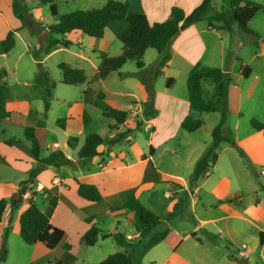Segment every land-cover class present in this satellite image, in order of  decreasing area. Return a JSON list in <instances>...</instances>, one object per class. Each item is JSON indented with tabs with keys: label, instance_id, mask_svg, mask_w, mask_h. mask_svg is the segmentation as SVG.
Here are the masks:
<instances>
[{
	"label": "crops",
	"instance_id": "0c3cea01",
	"mask_svg": "<svg viewBox=\"0 0 264 264\" xmlns=\"http://www.w3.org/2000/svg\"><path fill=\"white\" fill-rule=\"evenodd\" d=\"M121 1L126 4L129 12L144 14L150 23L167 19L172 7H178L187 14L202 2V0ZM249 1L264 6V0ZM226 2L227 0H208L206 16L207 18L214 16L215 19H210V22L200 20L182 25L168 41L169 58L157 76L164 79V87L159 89L152 86L153 96L151 100H148L147 105H144L147 93L138 79L134 78L133 81L124 82L121 85L123 88L121 91L112 89L110 84L104 82L111 73L119 76L121 66L104 78L97 79L99 85L95 84L91 88L89 86L91 82L98 83L93 80L95 73L93 72L88 80L84 74L85 81L78 83L84 84L80 95L71 100L64 97L50 100L49 107L43 115L41 91L34 84L33 78L30 81L32 74L33 77L35 76L30 64L37 63L41 66L49 54L59 49H63L79 62L91 64L93 67L94 64L91 58L84 53L68 48L70 44L78 46L83 39L82 35L64 34L61 37L71 41L67 47L57 46L38 59L29 55L28 48L38 47V39L43 38L44 27L47 25L41 26L40 30L35 26L32 28V20L26 14L25 18L30 21V25L25 26L29 28L34 41L30 43L27 35L22 39L19 30L24 28V25L13 14L12 0H0V40L11 30L13 37H18L24 44V47L16 50L13 56H9L11 49L6 53H0V98L4 109L9 112L11 118L31 117L32 126L41 129L43 149L39 153L40 156L59 149L71 161L69 165L45 166L35 174L32 181H27L21 186V182L27 179L28 173L35 167L36 160L23 149L7 144L6 140L9 137H5V129L0 128V198H6V195L13 191H15L13 196L20 193L14 200H19L18 207L11 204L12 199L9 204L6 202L0 219V235L7 223H11L13 232H18V215L31 200L42 212L49 213L50 223L64 232L63 242L70 245L68 250L62 249V244L49 250L38 242L28 244L31 248H21L28 251L27 256H5L0 264H52L50 262L54 259L37 262L49 253L54 256L53 258L58 259L60 264H75L78 259L84 261L86 257L76 256V253L83 245L80 242V236L91 225L107 233H119L129 243L140 239L144 243L149 231L141 236L132 225L133 208L136 203L158 217V222L152 228L160 227V232L162 230L164 236L152 246V249L155 254L163 256L160 257V264H182L170 262L172 256H177L178 261L186 263V258L182 256V244L187 240H192L193 248L190 249L189 255L194 256L197 252L194 248L199 243L197 241H200L197 237V232L200 230L202 232L200 237H205L210 243H217L222 239L229 242L231 240L229 237L234 238L237 232L238 234L244 233L246 238L257 235L259 244L264 242V213L261 203L263 192L256 190L257 183L251 178L252 167L256 178L260 177L258 169L264 167V128L255 130L249 127L239 131L240 119L244 116L250 119L252 116L257 117L264 125V7L256 11L247 22L248 29L254 32L256 37L239 29L234 30V21L229 15ZM219 11H222V14L217 15ZM124 26L125 23L121 19L108 22L101 37L89 36L86 40L87 46L92 51L101 50L110 56L119 54L121 46L117 51L112 38H116V34ZM111 47V53H109ZM244 47L249 48L246 50ZM147 49L149 48L143 52V59ZM23 53H27L30 64L26 59L19 62ZM156 58V51L153 56L149 52L147 60L142 61L145 66H148ZM242 66L249 68L246 77L242 76ZM19 67L27 69L29 73L27 76L24 73L22 79L16 78V69ZM78 68L81 69V67ZM206 68H218L225 76V79L220 81L224 89L221 104L225 107L227 126H231L237 148L222 143L210 170L192 185L189 183V176L196 159L204 149L197 144L201 138L195 140L184 134L193 133L197 129L187 132L179 127V123L186 115L194 116L200 113V116L203 115L210 120L204 122L199 117L194 118L201 120V128H199L203 129L204 134H209L219 119V112L189 110L187 95L180 90L177 93L173 92L172 88L175 83H180L182 88L188 72ZM133 72V70L129 72L122 70L124 75ZM6 75L12 78L13 83L7 81ZM166 78L172 79L168 85H165ZM123 79L127 78L124 76ZM216 83L217 81L212 80H203L201 83L204 92L211 90V102L214 104H217L216 97H218L214 92ZM205 84L210 88H205ZM86 88L89 90L83 94ZM98 92H102L103 96L98 102L99 105H95V95ZM107 95H115L117 98L108 99ZM130 104H137L139 107L138 113L132 118L127 110ZM101 106L124 110L127 113L124 121L117 124L112 119L103 117ZM54 108L61 113L55 118H50L49 111ZM228 117H233L232 122ZM11 118L8 120V117H5L3 121L0 120V125L19 128L22 138L26 139L24 135L28 132H25L23 126L17 125ZM5 120L8 121L5 122ZM50 121H52V127L47 125V122L51 123ZM146 124L149 125L147 129L144 128ZM171 124L174 126L172 134L176 137L179 135L183 142L176 140L170 142L171 134L161 137L154 143V136ZM109 125L111 129L108 128ZM121 125L131 130L142 127L143 131L148 133L145 144L141 145L140 150L131 152L127 149H119L120 142L130 144L131 139L128 136L111 145L106 143L98 145L96 155L84 163L78 159L77 151L83 141V139L79 140L80 136L85 137L89 133H96L102 137L111 138L123 131L119 129ZM105 127L107 134L101 135ZM46 132L51 135L48 136ZM69 137L75 138L71 145L67 144ZM11 138L18 139V137ZM25 142L29 144L28 141ZM22 144L28 146V144ZM43 150L45 153L41 154ZM162 152L168 155L167 158H157V155ZM187 156L192 162L187 160ZM182 163L183 169L181 168ZM189 163H192V168L188 170ZM211 175L215 179L203 187L204 181ZM202 178L205 179L202 180V184L197 183ZM216 178L221 179L222 182L217 181ZM223 179L227 181L223 182ZM77 182L95 185L100 194L99 200L91 202L77 195ZM263 184V179L259 180L258 186ZM191 185L192 188H190ZM23 188L29 191L27 198L22 197ZM247 191L254 194V203L244 204L239 200L241 194ZM203 192L210 193L215 201L203 199L205 202L201 195L198 196V202L201 200L205 202L202 208H210L213 204L223 206L211 217H198L193 212L194 195ZM188 210L192 213V219L196 218L195 225L189 228L185 221ZM259 232H261L260 237ZM246 251L248 256L247 246ZM225 256H228L227 253ZM227 259L232 264H239V259L236 261Z\"/></svg>",
	"mask_w": 264,
	"mask_h": 264
},
{
	"label": "trees",
	"instance_id": "16d2710c",
	"mask_svg": "<svg viewBox=\"0 0 264 264\" xmlns=\"http://www.w3.org/2000/svg\"><path fill=\"white\" fill-rule=\"evenodd\" d=\"M54 1L55 0H37V3L39 4H46L50 14L52 16H57V20L44 27L45 36L38 39V47L32 50V56L35 59H38V57L48 54L57 46L67 47L71 43L69 39L58 38L57 35H87L99 38L102 36L103 29L108 22L115 19H121L124 21L125 26L116 34V38L121 44L120 53L110 56L104 51L94 49L93 51L96 53L98 59L95 74L98 79H102L111 71L118 70L126 61H133L136 69L132 74L140 81L147 93V99L144 102V105H147L148 100H151L153 96V81L161 73V69L166 65V61L169 58L167 43L177 32L179 27L200 20H207V22H210V19H215L214 16L209 18L206 16L208 0H202L197 7L187 14L178 7H172L167 19L152 23L148 22L145 15L142 13L129 12L126 4L119 0H106V2L98 8L74 10L59 15H57L53 3ZM226 6L230 17L236 23L238 29L244 33L257 37L254 32L248 29L247 22L256 11L262 9L264 6L249 0H227ZM12 11L14 16L22 21V25H30V21L25 18L28 9L24 0H12ZM216 14L220 15L222 14V11H219ZM13 44V31L9 30L5 37L0 40V53L8 52ZM146 48H153L157 53L156 60L148 66H145L142 61L143 52ZM57 67L60 70L61 81L64 84H78L85 81V75L82 69L72 67L69 64L62 62L57 64ZM248 71L249 68L247 66H242L243 77L247 76ZM224 79V74L218 68L193 70L188 72L185 79L189 110L194 112L218 111L220 114L217 124L211 129L210 142L193 165L189 176L190 184H193L198 178L202 177L210 170L216 160L218 149L222 143L237 148L236 143L231 136V130L224 125L226 110L224 105L221 104V100L224 98V89L220 82ZM203 80L217 81L214 87V92L218 96L217 104L206 100L201 84ZM171 81V78H166L165 85H168ZM33 82L41 90V101L44 115L49 107L54 82L50 80L47 72L44 71H39L34 76ZM88 90L89 88L84 89L83 94ZM102 96V92L96 93L94 101L95 105H99L98 102ZM126 114L127 113L124 110L115 107L101 106V115L105 118L112 119L114 123L117 124L124 121ZM5 117H8V120L11 118L9 112L4 109L3 101L0 98V120L3 121ZM11 119L14 120L17 125L23 126L25 132H28V134H25L24 136L29 141V145L23 146L20 140L13 138L6 140V143L23 149L36 160L35 167L28 173L27 179L21 182V186L27 181H32L35 174L45 166L58 167L70 164L71 161L66 158L59 149L52 150L44 156L39 155L40 151L43 149L42 131L40 128L37 129L32 126L31 117L25 119H16L12 117ZM8 120H5V122ZM249 122L250 126L255 130H262L264 128V125L254 118H251ZM200 126L201 120L199 118H193L190 115L184 116L179 123V127L187 132L194 131ZM108 128L111 129V125H109ZM130 131L131 129L126 128L123 131L116 133L111 138L102 137L96 133L87 134L83 138L82 144L77 151L78 159L83 163L86 162L89 158L96 155V147L98 145L102 143L111 145L117 141L124 140L129 136ZM74 140L75 138L69 137L67 144L71 145V142ZM260 189L264 190V184L260 185ZM76 193L80 197L91 202L98 201L100 198L96 186L89 183L77 182ZM18 201L19 200L11 201V204L16 205ZM5 205L6 201L0 198V219ZM157 222L158 217L155 214L145 209L140 204H135L133 208L132 225L139 235L143 236L146 234L156 225ZM18 226V235L26 244L38 242L49 250L62 244V249H70V245L63 242L64 232L50 223L49 213L42 212L31 200L28 201L26 208L19 213ZM260 235L261 232H259V237ZM163 236V232L158 233L151 238L148 245L150 246L151 244L153 245L157 243L163 238ZM107 237H111L113 241L120 246L128 247V245H130L121 234L107 233L93 225H91L80 236V242L83 245L90 246L93 245L98 238ZM53 257L54 256L49 253L43 258L37 260V262L54 259L50 263L60 264V261ZM4 258L5 250L0 249V261H3ZM131 263L132 258L130 254L128 251L124 250L110 253L95 264Z\"/></svg>",
	"mask_w": 264,
	"mask_h": 264
},
{
	"label": "rangeland",
	"instance_id": "374dc122",
	"mask_svg": "<svg viewBox=\"0 0 264 264\" xmlns=\"http://www.w3.org/2000/svg\"><path fill=\"white\" fill-rule=\"evenodd\" d=\"M119 1H121V0H119ZM105 2H106V0H55L53 3L55 5L57 15H59V14L68 13V12H71L74 10H87V9H91V8H98V7L102 6ZM25 4H26V7L28 9L27 14L29 15V17L32 20V24H33L32 28L35 26L36 28H38V30H40L41 26L52 24L57 20V16H52L50 14V12L48 10V6L46 4H39L36 2V0H25ZM233 26L235 27L234 30L238 29L235 22H233ZM23 27L24 28L19 30L20 36L23 39L27 35V37L29 38V42L30 43L33 42L34 38L32 35H30L31 33L29 31V28L26 27L25 25ZM41 32L42 31H40V33ZM35 36H37V34H35ZM44 36H45V34L43 35V37ZM107 36H109V33H107ZM243 36H245V35L243 34ZM57 37L62 38L60 35H57ZM82 37H83V39L78 46L70 44L68 46V48L70 50L80 51V52L84 53L86 56L91 58L92 63L94 64V67H96L97 63H98L97 55L86 44V40L89 38V36L82 35ZM263 41H264V39H263ZM112 42L115 45L116 50L118 51L119 46H121L120 42L117 40V38H112ZM23 47H24V44L20 41V39L18 37L14 38V46L11 48V53L9 56H13V54L16 50L22 49ZM248 48L249 47H244V49H246V50H248ZM111 49H112V47L110 48L109 53H111ZM32 50H33V48L29 47L27 53L29 55H32ZM149 52L153 56L155 50L153 48L147 49V51L145 53V58L144 59L142 58V60H144V61L147 60V55ZM27 53L22 54V57L19 59V62L26 59L28 61V64H30ZM61 62L67 63L72 67H76V68L81 67L84 74L86 75L87 80L89 79V77L92 75L93 72L95 73V70H94L95 68L91 64L77 61V59H75L73 56L68 54L66 51H63V49L56 50V51L52 52L51 54H49L44 59L41 66H38L37 63L30 64V67L34 71L35 75L39 71L47 72L50 80H52L54 82V86H53L52 91H51V99L50 100L59 99L61 97H64L66 99L71 100V99H73V97H78L82 91L81 88L84 87V84L83 85L82 84H64L61 81V73L57 67V64H59ZM135 69L136 68H135L133 61H126L122 65V68L120 69V75L119 76L116 75V73H111L108 75L107 79L104 82L106 84H110L112 89H119L121 91L123 89L121 85L124 82H126L128 80L133 81L135 78V76L132 73L131 74L126 73L124 75L122 73V70H126L129 72L131 70L135 71ZM24 73L26 76L29 74L27 69H22L21 67L17 68L16 69V78L22 79V77H24L23 76ZM124 76L127 79H123ZM6 78H7V81H9L10 83H13L12 78H10L8 75H6ZM32 78H34L33 74L30 78L31 79L30 81H32ZM93 78H95L93 80L98 82V83L91 82L89 84L90 88L95 84L99 85V81H97L98 78L96 77V74ZM163 83H164V79H161L160 77H156L153 81V86L155 88L161 89V87L162 88L164 87ZM1 84L4 85V83H1ZM184 85H185V82H184ZM184 85L182 84V88H181L180 83H178V84L175 83L174 87L172 88L173 89L172 91L177 93L180 90V91L184 92V94H186V89H185ZM204 86H205V88H210L207 86V84H205ZM99 90L102 91L100 88H99ZM210 91L211 90H207L204 92V95H205V98L207 101H211ZM107 98L112 99V98H117V97L115 95H107ZM119 99H120V97H119ZM216 99H217V97H216ZM59 113H61V112L57 111L56 108H54V109H51L49 111V116H50V118H55L59 115ZM190 116L193 118L199 117L200 119H203L204 122L205 121L208 122L210 120V118H206L203 115L200 116V113L194 114V116H192V115H190ZM207 116H211V115H207ZM212 116H214V115H212ZM218 116L220 118V114ZM228 118L232 122L233 117L232 118L228 117ZM251 118H254L258 122H261L258 120L259 118H257V117L255 118L254 116H252ZM218 120L216 121L215 125L217 124ZM249 120H250V118H247L246 116H244L240 119L239 131H242L243 128H247V129L249 127L251 128ZM50 122H51L50 124L47 122V125L52 127V125H51L52 121H50ZM224 125L226 128H229V130H231V136L233 137V131L231 129V126H227L226 116L224 119ZM95 126L97 127L96 124H95ZM0 128L5 129V132H4L5 137H9V139H11V137H18V140H20L21 143H25L26 145L28 144L25 142L28 140L22 138V134H21V131L19 128L15 127V126L4 127L2 125H0ZM200 128L197 129L193 133H184V134H187V136H189V138L193 137V139H195V140L201 138L199 141H197V144L202 146V149H205L204 147H206L211 140V130H210L209 134L208 133L204 134L203 129H200ZM119 129L124 130L125 127L121 125ZM132 129L133 130H131L129 133V137L131 139L130 144H128L126 142H120L119 143V149H127V150H130L131 152H137L138 150L141 149L140 148V147H142L141 145L145 144V140L147 139L148 133L146 131H143L142 127H137V128H132ZM173 130H174L173 124L168 125L166 128H164L162 131L158 132L154 136V138H153L154 143L158 139H160L161 137L163 138V137L171 135L173 133ZM46 133L48 134V136L51 135V133H48V132H46ZM105 134H107L106 133V127H105L104 132L101 135H105ZM83 137H84V135L80 136L79 140L82 141ZM49 140H51V139L49 138ZM173 140L183 142V139L181 137H179V135H177V137H176L172 134V140L170 142H173ZM203 141H205L206 143ZM72 149H74V148L72 147ZM44 153H45V150H43V152L41 154H44ZM73 153L76 155L75 151ZM177 155L179 156L180 154L178 153ZM167 156L168 155H165V153L162 152L160 155H157V158L164 159V158H167ZM187 160L189 162H192V161H190L188 156H187ZM244 162H245V164L247 163L246 161H244ZM247 165H248V163H247ZM181 168L182 169L184 168L183 163L181 164ZM191 168H192V163H189L187 169L189 170ZM252 168H251V178L253 180H255V182L257 183L256 190L259 191L260 193L263 192L261 203L263 206V213H264V190H261L260 186H258L259 180L262 181V179H261V177L256 178L254 172L252 171L253 170ZM213 179H215V177H213V175H211L210 177H208V179L205 180L204 178H202L197 183L201 182V184H202V180H205L203 183V187H205V185H208L207 183L213 181ZM216 179H217V181L222 182L221 179H219V178H216ZM224 180L225 179H223V182H224ZM226 181L227 180H225V182ZM192 185L190 188H192ZM14 193H15V191L7 194L6 198H3L7 202V204L10 203V199L13 198ZM203 193L206 195H204ZM203 193L202 194L197 193L196 196L194 195L195 205H194V211L193 212L196 213L198 217H208V216L211 217V216L216 214V211L220 210V208H223V206L213 204L210 208H208V207L202 208L206 202L203 199H206V200L210 199V201L212 200V202L215 201L213 198H211L210 193H205V192H203ZM200 195H201L202 200L205 202H203L202 200L200 202H198V196H200ZM239 200H241L244 204L254 203L255 197H254L253 193L247 191V192L241 194ZM36 204H37V202H36ZM17 205L19 206L20 204L17 203L15 206H17ZM7 212H8V209L6 211V214H7ZM12 213H14V211ZM191 214L192 213H190V210H188V213H187V216L185 219L188 228L191 227L192 225L194 226L195 222H196V218H194V220H193L191 217ZM161 232H162V230H161ZM161 232H160V227H158V226L155 229L152 228L149 230L148 237L144 243H142V241L140 239V240L131 242L130 245H128V247L117 245L112 239H97V241L93 245H90V246L81 245L82 247H81V249H79L77 251L76 256H79V257L85 256L86 258L84 261H82L81 259H78V261L75 264H95L96 262H98L102 258H104L106 255L113 253L115 251H123V250L128 251V253L130 254V256L132 258L131 264H160L161 263L160 257H163V256H160V254L154 253L155 251H154V249H152V246L154 244L153 245L151 244L150 246L148 244H149L152 237L156 236L158 233H161ZM197 235H198L197 237L200 239V241H197L199 243H197L196 247L194 248L197 251L194 254V256L189 255L190 249L193 248L191 245L192 240H187L182 244V247H181L183 250L182 256H183V258L184 257L186 258L187 262L184 263V262L178 261L177 256H172L170 262H177V263H182V264H188L189 262H190V264H232L230 262V260L228 261L227 258H229V259H233L235 261L238 259L243 260V261H245L246 264H264V242L259 244V239H258L257 235H253V237L251 236L250 238H246V235H244V233L238 234V232H237L236 235L234 234V238L229 237V238H231V240H229V242L224 241L222 239V241H218L217 243H210L208 240H206L205 237H200L202 235L201 230L197 232ZM242 236H243V238H242ZM241 243H243L249 249V253H248L247 258H240L236 254V248L240 247ZM21 248L29 249V248H31V246L24 243L21 240V238L18 235V232L15 233L12 231L11 223L10 224L7 223V225L3 228V231L0 235V249L5 250V256H11V257L12 256H27L28 251L26 252L25 250H22ZM116 248H118L119 250H115ZM157 248H159V246ZM226 253L228 256H225ZM235 264H237V263H235Z\"/></svg>",
	"mask_w": 264,
	"mask_h": 264
},
{
	"label": "built area",
	"instance_id": "2783aa9c",
	"mask_svg": "<svg viewBox=\"0 0 264 264\" xmlns=\"http://www.w3.org/2000/svg\"><path fill=\"white\" fill-rule=\"evenodd\" d=\"M138 109H139V107L137 106V104H130L128 106L127 110L129 112V115L131 116V118L134 117L138 113ZM144 128L145 129L149 128V125L146 124V126ZM258 176H260L264 182V167H260L258 169ZM28 196H29V191L24 189L22 192V197L27 198ZM246 252H247L246 246L244 244H241L240 247H238L236 249V254L240 258H245L247 256Z\"/></svg>",
	"mask_w": 264,
	"mask_h": 264
},
{
	"label": "water",
	"instance_id": "95a60500",
	"mask_svg": "<svg viewBox=\"0 0 264 264\" xmlns=\"http://www.w3.org/2000/svg\"><path fill=\"white\" fill-rule=\"evenodd\" d=\"M18 195H20L19 192L16 194V196H13L12 200L14 201L17 198ZM238 263L239 264H245V262L243 260H238Z\"/></svg>",
	"mask_w": 264,
	"mask_h": 264
}]
</instances>
